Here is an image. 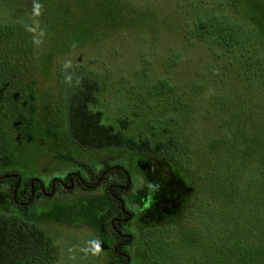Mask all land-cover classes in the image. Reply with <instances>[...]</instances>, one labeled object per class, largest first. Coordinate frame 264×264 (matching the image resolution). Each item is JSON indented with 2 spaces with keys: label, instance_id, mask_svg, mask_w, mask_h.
<instances>
[{
  "label": "rangeland",
  "instance_id": "1",
  "mask_svg": "<svg viewBox=\"0 0 264 264\" xmlns=\"http://www.w3.org/2000/svg\"><path fill=\"white\" fill-rule=\"evenodd\" d=\"M217 1L36 0L35 5H17L0 0V92L15 108L7 110L1 97L0 122L9 136H0V154L8 150L6 138L14 150L8 156L12 165L0 163V176L45 179L63 169L93 171L98 160H107L108 167L128 162L134 184V174L148 164L158 178L180 180L181 200L158 225L133 219L129 230L124 226L131 241L121 252L129 264H264V83L258 73L240 68L234 56L216 61L197 37L198 12ZM224 1L234 6L225 10L226 17L238 13L255 29L250 37L261 45L262 56L264 0ZM227 61L234 63L226 66ZM76 69L98 82L96 103L88 109L102 114L101 124L151 145L173 133L177 165L114 150L58 148L56 133L65 126L60 119L66 120L79 85ZM8 116L13 124L5 122ZM18 117L38 120L39 130ZM158 182L159 191L172 190ZM82 196L87 193L77 191L57 202L71 206ZM152 202L146 194L141 208ZM167 205L159 201L153 207L166 214ZM90 209L76 217V224L46 225L58 264H115L107 249L110 236L98 230L105 222L103 212H96L94 223L102 222L96 229L80 225V217L91 219Z\"/></svg>",
  "mask_w": 264,
  "mask_h": 264
},
{
  "label": "trees",
  "instance_id": "2",
  "mask_svg": "<svg viewBox=\"0 0 264 264\" xmlns=\"http://www.w3.org/2000/svg\"><path fill=\"white\" fill-rule=\"evenodd\" d=\"M35 1L12 0L17 5L25 2H27V5H32V3L35 5V3H38ZM12 2L10 5H12ZM233 7L231 3L227 4L224 0H218L216 5L211 8L205 5L197 14L198 23L195 33L197 37L205 41L208 50L213 54L216 61L234 56L235 61L241 63L240 68L258 73L264 83V54L262 56L259 55L258 51L261 45L250 37L252 35L251 32L253 33L255 29L243 23V19V22L239 20L238 13H236L237 18L233 15L229 18L226 17L224 14L225 10L228 8L231 11ZM215 11L220 12H218L219 17L215 16ZM209 22V27L204 28V24L206 25ZM232 63L234 62L227 61L226 66ZM3 66L0 65V72L4 71ZM75 68L80 69L79 66ZM79 69H76L79 85L70 99L67 118L65 121L60 119L61 124L63 122V125H65L62 128L63 132L61 133V130L56 133L59 139L58 148H66L68 146L74 148V146H78L95 152L114 150L116 153H124L127 157L130 153H134L139 155L142 160L163 161L166 164L174 163L177 165L175 144L177 139L173 133L163 138L162 143L155 142L151 145L148 140L135 141L130 137H125L120 131L115 132L112 127L101 124L102 114L100 112H91L88 109V105L96 103V93L99 89L98 82L95 78L92 80L85 77V70ZM18 92L16 89L11 92L14 102L18 99ZM3 96L1 90L0 100L2 97L3 103L8 108L6 109H11L14 112L15 108H10L9 102ZM5 106L2 107L5 108ZM25 109L27 112H31L29 107H25ZM18 119L24 121V124L29 127L34 125L35 131L39 130L37 127L38 120H28V118L25 120L21 117H18ZM13 120L12 116L5 117V122L7 123L13 124ZM0 125V136H9L4 131L2 123ZM45 129L48 130L47 126H45ZM45 133L49 135L50 130ZM49 138L51 139V136ZM27 141H31L30 138ZM6 144L8 150L6 153L0 154V163L8 162L9 165H12L13 159L8 156L13 153L14 143L9 142L8 138H6ZM54 150L60 152V150ZM70 151H68L71 153L70 156H73L74 154L72 155ZM114 160L119 161L120 158L116 157ZM13 193V181L0 180V264H58L57 252L49 232L45 230L46 225L55 222L73 224L77 220L76 217L83 211L89 210V208L86 204L80 209H59L48 207L45 204L32 205L27 199L28 191L20 195L16 193L15 196H13ZM101 206L102 204L100 203ZM79 219L83 222L81 224L85 223L81 217ZM101 230L105 231V229ZM154 239L157 240V242L152 241L154 243L152 250L155 252L158 246V238L154 237ZM108 248L109 245H107Z\"/></svg>",
  "mask_w": 264,
  "mask_h": 264
},
{
  "label": "flooded vegetation",
  "instance_id": "3",
  "mask_svg": "<svg viewBox=\"0 0 264 264\" xmlns=\"http://www.w3.org/2000/svg\"><path fill=\"white\" fill-rule=\"evenodd\" d=\"M94 160L96 161V159ZM106 161L98 160L100 165L95 168L93 167V171L87 168L82 172L63 169L58 175L45 179H24V177L21 178L19 173H8L2 175V177L0 176V180L13 181V196L16 193L20 195L28 191L27 199L32 205H37L40 201H43L48 207H56L59 209H80L84 204L87 207L91 205V209L89 207L91 219L83 220L85 222L84 224L80 223V225H84L90 228V230L92 228L96 229L94 225L98 223L102 224V222L94 223V221L96 212H103L104 217L102 220H105V222L102 224V228L98 227V230L105 229V231L107 230L108 236H110L108 237L110 238L108 248V252L111 255L110 259L112 261L115 260V264H129V257L124 252H121L123 246L131 241V236L124 231V226L129 225L133 219L135 221L138 220L139 224L158 225V222L165 215L171 213L174 208L179 207L181 200L180 193L183 186H179L180 180L177 177L176 180L158 178L156 176L157 172L153 168L148 167V164H143L144 168L134 174V184H132V179L126 172L125 165L129 164L128 162L123 163V166L108 167ZM128 161H130V157ZM158 181H162L161 185L167 184L172 190L166 188L165 190L159 191L156 187L159 184ZM77 191L78 193H87V196L76 198V204L71 206L62 205L57 202L64 195L69 193L74 195ZM131 191H133V194L129 199L124 200L123 196ZM146 194L152 197L153 202L149 208L142 209L141 207L144 205L143 201ZM166 198L169 201H166ZM136 199H138V202H134ZM159 201L168 203L164 207L166 214H162L153 207V204ZM173 202L176 205L172 204ZM100 203L102 206L98 210L96 204L99 205ZM129 228L130 226H127L128 230Z\"/></svg>",
  "mask_w": 264,
  "mask_h": 264
}]
</instances>
